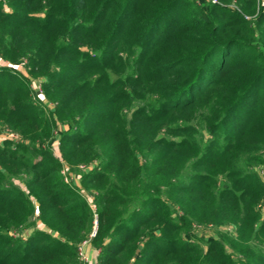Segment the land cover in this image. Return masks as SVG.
Segmentation results:
<instances>
[{
  "label": "trees",
  "instance_id": "obj_1",
  "mask_svg": "<svg viewBox=\"0 0 264 264\" xmlns=\"http://www.w3.org/2000/svg\"><path fill=\"white\" fill-rule=\"evenodd\" d=\"M217 2L0 0V64L25 68L0 65V124L21 137L0 143V264H80L86 195L96 264H264L247 244L264 243V14ZM193 224L236 240L203 251Z\"/></svg>",
  "mask_w": 264,
  "mask_h": 264
},
{
  "label": "rangeland",
  "instance_id": "obj_2",
  "mask_svg": "<svg viewBox=\"0 0 264 264\" xmlns=\"http://www.w3.org/2000/svg\"><path fill=\"white\" fill-rule=\"evenodd\" d=\"M217 0L213 2L212 0H195V5H181L180 10L182 13H184L185 10H196L197 5L200 6H210L211 4H218ZM255 3V10L252 11L251 16H246V20H252L259 17L262 13L264 14V11L262 10L263 7V1L262 0H254ZM229 8H236L234 4H229ZM0 65H5L7 68H11L13 72L15 73V76L18 77L17 75L19 74H25V68L22 67V64L19 65H11L10 63L3 62V64ZM15 70V71H14ZM20 84V83H18ZM28 91L30 98L32 100L33 106H36L38 108H41L46 114L50 110H52L53 105L47 101L44 97L43 90L41 86L39 85L38 79H27V84L25 86ZM60 127H57L54 129L53 134L55 138H59L60 135ZM206 136V134L204 135ZM21 139L20 135L18 133L12 131L8 127L1 125L0 124V143L1 142H10L11 144H16L19 140ZM56 139V140H57ZM52 140L50 142V150L52 151L53 157L57 158V166L59 167V174L61 176H64L65 179H61L67 182H71L74 187H76V190L71 191V193H81L82 196H84L83 188L80 186V183L78 181L77 175H81L83 172L82 166H74L70 167L68 166L59 156V153L57 151V141ZM45 168L49 167L50 165H42ZM256 171L260 173V175H263L262 171L259 170L258 168H254ZM87 200L89 209L92 213V227H91V232L88 236L87 239L82 241L78 247H77V257L78 261L80 264H96V256L98 254V250H95L94 247L90 244V239L95 235L96 232V207L93 201V197L91 195H86L84 196ZM36 224V221H35ZM34 224V225H35ZM38 225V224H37ZM223 236V238H227V241L230 240H236V231L234 230L233 226L227 224V225H212V224H207V225H199V224H193L191 229L187 231L186 234L183 235L184 239L189 240V242L198 245L203 251L206 249V245L209 241L217 239V237ZM247 244H250L252 246H255L258 249H261L264 251V243H257V242H247ZM227 252L232 253L233 251L229 248V246H226ZM240 257L238 255H235V259H239Z\"/></svg>",
  "mask_w": 264,
  "mask_h": 264
},
{
  "label": "built area",
  "instance_id": "obj_3",
  "mask_svg": "<svg viewBox=\"0 0 264 264\" xmlns=\"http://www.w3.org/2000/svg\"><path fill=\"white\" fill-rule=\"evenodd\" d=\"M213 2H215L216 0H212Z\"/></svg>",
  "mask_w": 264,
  "mask_h": 264
}]
</instances>
